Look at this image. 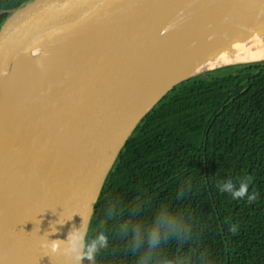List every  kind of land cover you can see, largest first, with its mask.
<instances>
[{
  "label": "water",
  "instance_id": "95a60500",
  "mask_svg": "<svg viewBox=\"0 0 264 264\" xmlns=\"http://www.w3.org/2000/svg\"><path fill=\"white\" fill-rule=\"evenodd\" d=\"M264 32V0H30L0 28V264H84L106 181L175 87ZM42 51L32 72L20 59ZM10 94L7 95V92ZM59 242L53 252L51 245Z\"/></svg>",
  "mask_w": 264,
  "mask_h": 264
},
{
  "label": "trees",
  "instance_id": "16d2710c",
  "mask_svg": "<svg viewBox=\"0 0 264 264\" xmlns=\"http://www.w3.org/2000/svg\"><path fill=\"white\" fill-rule=\"evenodd\" d=\"M28 1L0 0V28ZM229 68L175 87L138 126L106 181L84 264H264V62ZM249 181L253 201L221 190Z\"/></svg>",
  "mask_w": 264,
  "mask_h": 264
},
{
  "label": "bare ground",
  "instance_id": "6f19581e",
  "mask_svg": "<svg viewBox=\"0 0 264 264\" xmlns=\"http://www.w3.org/2000/svg\"><path fill=\"white\" fill-rule=\"evenodd\" d=\"M232 50L235 53L234 57H226L222 54L215 61L207 62L205 64L206 67L214 69L225 65L264 60V32L261 34L254 32L241 33L237 40L232 44ZM41 53L42 51L34 52L23 57L18 62H20L22 67L27 68L28 71L32 72L36 69L37 61L41 60ZM9 94L10 91L7 92V95Z\"/></svg>",
  "mask_w": 264,
  "mask_h": 264
},
{
  "label": "clouds",
  "instance_id": "9594fccd",
  "mask_svg": "<svg viewBox=\"0 0 264 264\" xmlns=\"http://www.w3.org/2000/svg\"><path fill=\"white\" fill-rule=\"evenodd\" d=\"M249 183H250V181L247 183L241 182L238 187L234 188V185L231 182H229V183L222 185L221 190L230 192L231 196L234 199L246 197L248 201H253V200H255L256 196H255V193H249V190H248L249 189ZM230 230L234 231L235 229L233 228ZM82 240H83V235L79 232L71 235L70 243L72 246V251L77 252V256H76L77 260H80L82 258H86L87 260L91 261L94 257V253L96 252L97 243L93 242L90 246H88L85 253L80 254L79 249H80V247H82V244H81ZM98 240H99L100 246L102 247L104 245V242H105V237L103 235H101L98 238ZM51 248H52L53 252L57 251L59 248V242L58 241L53 242L51 245Z\"/></svg>",
  "mask_w": 264,
  "mask_h": 264
},
{
  "label": "rangeland",
  "instance_id": "374dc122",
  "mask_svg": "<svg viewBox=\"0 0 264 264\" xmlns=\"http://www.w3.org/2000/svg\"><path fill=\"white\" fill-rule=\"evenodd\" d=\"M227 69H230V68H227ZM227 74H228V72H223V73H220L219 75L224 76V75H227Z\"/></svg>",
  "mask_w": 264,
  "mask_h": 264
}]
</instances>
